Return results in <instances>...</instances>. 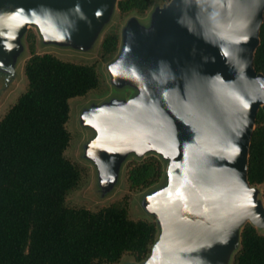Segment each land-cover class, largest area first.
I'll list each match as a JSON object with an SVG mask.
<instances>
[{
	"label": "water",
	"instance_id": "water-1",
	"mask_svg": "<svg viewBox=\"0 0 264 264\" xmlns=\"http://www.w3.org/2000/svg\"><path fill=\"white\" fill-rule=\"evenodd\" d=\"M118 0H0V67L16 73L22 39L37 27L48 45L89 50ZM264 0H172L148 27L132 19L109 71L130 100L81 115L98 136L85 157L98 164L103 192L130 154L169 161L167 186L145 204L159 235L138 264H231L246 224L264 228V202L248 180L264 73L254 57Z\"/></svg>",
	"mask_w": 264,
	"mask_h": 264
},
{
	"label": "trees",
	"instance_id": "trees-1",
	"mask_svg": "<svg viewBox=\"0 0 264 264\" xmlns=\"http://www.w3.org/2000/svg\"><path fill=\"white\" fill-rule=\"evenodd\" d=\"M148 6V0L119 2L123 13ZM260 38L254 67L264 73V23ZM118 45V34H110L104 53L116 52ZM25 75L28 90L0 121V264H118L124 255L143 261L157 239L155 222L130 219L123 203L96 212L66 205L85 172L65 155L71 143L70 101L100 87L96 66L33 50ZM132 165V190L146 189L164 174L157 157ZM248 180L264 187L262 109L250 146ZM232 264H264V235L249 223Z\"/></svg>",
	"mask_w": 264,
	"mask_h": 264
},
{
	"label": "rangeland",
	"instance_id": "rangeland-1",
	"mask_svg": "<svg viewBox=\"0 0 264 264\" xmlns=\"http://www.w3.org/2000/svg\"><path fill=\"white\" fill-rule=\"evenodd\" d=\"M120 1L118 0L110 21L104 26L97 41L91 45L89 50L48 45L44 42L38 28L30 27L22 39L24 49L16 58V73L9 77L8 73H5L0 67V121L28 90L25 65L31 58L33 50L38 55L52 54L63 61L95 65L100 76V87L84 97L74 98L70 101L71 117L67 128L71 134V143L65 155L72 162L85 168V172L79 188L67 197L66 205L69 207L86 208L96 212L114 203H123L128 206L130 219L135 221L149 220L157 224L156 218L150 215L145 201L150 194L167 186L169 182L166 175L169 166L168 160L153 152L144 156L130 154L122 164L114 187L104 194V181L100 166L85 157L87 146L97 138L98 132L92 127L82 125L83 123L80 119L83 112L90 109L93 105H101L111 100H130L135 94L130 88L113 86L112 76L109 71L110 65L117 60L121 52L124 29L130 20L134 18L141 25L148 27L151 23L152 15L159 8L168 5L172 0H148L149 6L145 11L141 12L136 9L128 13H123L119 9ZM110 34H118V50L111 54H105L103 42ZM151 157H157L163 164L164 174L161 180L146 189L132 190L128 181V175L133 166V162L142 164ZM256 188L259 190V199L264 202V187L256 186ZM257 230L260 234L264 235V228ZM158 235L159 230L157 237ZM118 264H138V262L136 257L124 255Z\"/></svg>",
	"mask_w": 264,
	"mask_h": 264
},
{
	"label": "flooded vegetation",
	"instance_id": "flooded-vegetation-1",
	"mask_svg": "<svg viewBox=\"0 0 264 264\" xmlns=\"http://www.w3.org/2000/svg\"><path fill=\"white\" fill-rule=\"evenodd\" d=\"M131 90H132V89H131ZM144 260H145V259H144ZM144 260H143V261H144ZM137 262L140 263V262H142V261H137Z\"/></svg>",
	"mask_w": 264,
	"mask_h": 264
}]
</instances>
